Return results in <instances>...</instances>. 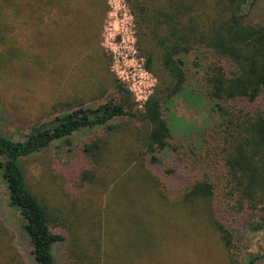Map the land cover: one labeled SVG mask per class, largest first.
Wrapping results in <instances>:
<instances>
[{
  "label": "trees",
  "instance_id": "1",
  "mask_svg": "<svg viewBox=\"0 0 264 264\" xmlns=\"http://www.w3.org/2000/svg\"><path fill=\"white\" fill-rule=\"evenodd\" d=\"M72 1L78 3L74 8L84 11L89 0ZM49 2L0 0V25L11 21L13 30L21 31L23 21L45 29L53 16L46 15L54 11ZM128 2L145 68L157 79L143 108L138 109L131 93L116 85L120 99L64 112L56 105L58 114L33 127L23 139L0 135V177L9 206L20 216L34 263L59 264L62 255L67 264L152 263L151 249L158 241L150 249L131 248L133 243L127 244L125 236L134 227L123 226L118 234L117 220L110 226L107 211L93 199L88 198V212L70 222L71 212H78L75 205L67 217V212L53 208L35 192L27 170L29 159L37 155L51 159L49 152L58 143L68 159H75L77 141L95 134L82 146L89 168L81 172L77 190L95 187L98 196L111 198L108 206L118 208L121 218L128 215L129 223L137 219L141 231L148 232L146 215H138L136 199H130L132 185H145L176 222L186 221L191 209L194 225L201 220L212 226L229 264H258L259 256L241 258L242 238L236 234L264 232V0ZM38 9L45 15L41 21L35 17ZM11 33L0 30V42L13 51ZM192 72L198 73L202 90L192 86ZM179 99L190 110L214 112V125L207 129L210 118L206 127L178 118L173 110ZM125 121L133 123L119 129ZM165 163L171 169L154 171ZM132 200V211L122 212V205ZM198 206L203 209L199 214L194 212ZM251 214L255 217L245 221ZM168 226L177 227L172 221ZM3 229L0 226L7 256L10 239ZM166 232L160 234L162 240ZM125 249H133L130 256ZM161 253L158 247L154 257L161 259ZM12 261L24 264L18 258Z\"/></svg>",
  "mask_w": 264,
  "mask_h": 264
},
{
  "label": "rangeland",
  "instance_id": "2",
  "mask_svg": "<svg viewBox=\"0 0 264 264\" xmlns=\"http://www.w3.org/2000/svg\"><path fill=\"white\" fill-rule=\"evenodd\" d=\"M49 3L54 7V11L46 15L53 16L48 17L50 19L45 24V29L42 25L32 28V24L23 21L20 24L23 28L21 31L13 30L11 21L0 25V30H12L9 41L14 51L6 46L4 40L0 42V135L16 140L23 139L33 127L48 122L58 114L54 112L56 105L64 112L82 105L98 106L109 98L120 99L116 85H122L128 90L137 108L142 109V104L137 102L135 93L127 83V80L131 82L133 78L136 82L142 81L139 79L140 63L132 56L122 60L119 57L122 50L113 39L127 22L133 27L137 57L145 58L138 49L137 22L128 0H89L84 11L77 9L81 6L74 8V4L78 3L73 4L72 0L53 2L51 0ZM43 16H45L43 10L38 9L35 12L38 21H41ZM9 41L7 40V44ZM123 55L126 57V53ZM190 77L192 86L198 91L202 90L198 73L192 72ZM156 85L157 79L152 74L150 78L145 79L147 89L141 88V95L144 98L151 96ZM132 88L138 90V87ZM174 104V114L182 120L193 122L196 126L206 127V119L210 118L208 129L217 120L214 112L211 115L208 111L190 110L182 99L176 100ZM121 122L123 121H119L118 124ZM132 123L125 121L124 127L119 129H124ZM94 136L95 134L85 135L77 141L75 159H68L64 147L58 143L53 145L49 152L51 159L37 155L28 160V175L31 176L35 192L41 198L53 208L62 210L63 213L67 212V217L70 208L75 205L78 212H71L70 222L76 219L78 222L80 214L89 206L88 198L93 199L95 205L102 206L107 211L110 226L117 220L118 234L123 232V226L134 227L125 236L127 244L133 243L131 248L138 249L144 245L150 249L158 241L151 249L153 255L151 264H229L219 236L212 226L201 220L194 225L190 208L188 219L186 221L182 219V222L178 220L180 223H177L173 215L170 216L169 210L159 207L161 205L156 201L157 198L155 199V192L145 185H132L134 189L130 199H136L134 202L137 214L146 215H144L148 219L146 227L150 226L148 232L146 228V231H141L143 229L138 225L137 219L135 221L131 219L129 223L128 215L121 218L120 213H117L121 212L118 208L108 206L111 204L109 203L111 198L98 196L99 191L95 187L86 186L82 191L77 190L81 172L89 168L82 153V146ZM167 169H171L169 163L155 167L154 171L163 172ZM99 176L102 177L101 173ZM168 187L171 189L169 184ZM179 193L177 190L174 195L177 196ZM132 204L133 200L127 201L122 205V212L126 209L132 211ZM201 210L203 209L198 206L194 212L199 214ZM176 212L182 215L180 209L176 208ZM160 214L162 216L158 219ZM254 217L252 214L246 215L244 220L249 221ZM244 220L241 219L242 222ZM170 221L177 227L169 228ZM20 223L18 212L9 206L6 189L0 177V226L8 231L6 234L10 239L5 250L6 256L3 249L7 242L1 241L0 236V247H3L0 262L3 264H16V261H12L15 258L21 259L24 264H35L30 243L23 234ZM66 223L68 224L67 218ZM166 230L162 240L163 235L160 234ZM157 235L159 236L154 238ZM236 236L242 238L239 243L241 258L259 256L258 264H264V232L256 234L242 230L241 234ZM158 247L162 251L161 259L154 257ZM124 248H127V245H124ZM131 250L125 249L128 256L131 255ZM169 253L171 256L167 257ZM59 264H67L65 255H62Z\"/></svg>",
  "mask_w": 264,
  "mask_h": 264
},
{
  "label": "built area",
  "instance_id": "3",
  "mask_svg": "<svg viewBox=\"0 0 264 264\" xmlns=\"http://www.w3.org/2000/svg\"><path fill=\"white\" fill-rule=\"evenodd\" d=\"M120 37V40H118ZM114 43L116 45H118L121 50L122 53L119 54V57L124 60L127 57L132 56L135 61L137 60L140 64H139V79H142V81L136 82V80L133 81H128L127 83L130 85V89L131 91H133L137 97V102L141 103L142 106L145 104V102L147 101V99L149 98V96L147 97H143L141 88L143 89H147V87L145 86V79H148L152 76V74L145 68V58L143 57H137V51L135 49V37H134V33H133V27L127 24V22L125 23V26L121 28V32H119L118 36L114 37ZM124 53H126V57H124ZM117 59L119 60V58L117 57ZM148 77V78H147ZM121 79L123 80V82H125L126 80L123 78V76H121ZM126 83V82H125ZM141 87H140V86ZM133 87H138V90L132 88ZM144 98V99H143Z\"/></svg>",
  "mask_w": 264,
  "mask_h": 264
}]
</instances>
